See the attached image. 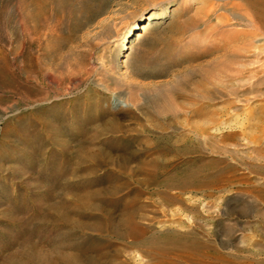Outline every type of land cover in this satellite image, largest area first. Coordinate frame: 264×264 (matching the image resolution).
<instances>
[{
  "label": "rangeland",
  "instance_id": "374dc122",
  "mask_svg": "<svg viewBox=\"0 0 264 264\" xmlns=\"http://www.w3.org/2000/svg\"><path fill=\"white\" fill-rule=\"evenodd\" d=\"M211 7L0 0V264H264V37Z\"/></svg>",
  "mask_w": 264,
  "mask_h": 264
},
{
  "label": "bare ground",
  "instance_id": "6f19581e",
  "mask_svg": "<svg viewBox=\"0 0 264 264\" xmlns=\"http://www.w3.org/2000/svg\"><path fill=\"white\" fill-rule=\"evenodd\" d=\"M210 1L212 4V7L209 8L210 9L209 11L205 10V12L207 11V13H208L207 14L208 17H211L213 13L218 11V9H223V10L229 12L230 15L232 16V18L228 17L229 20L230 19L234 20L233 23H230L231 25H236V26L242 25V26H244V28L249 27L252 30L251 32H253L254 34H256L258 36L264 37V0H210ZM145 24H143L141 30H145ZM227 24H228V22H227ZM139 25H141V24H139ZM129 32H131V29H130V27L129 28L127 27V29L124 32L120 33V35L117 39V42L121 43L122 45H125V42H127V39L130 36ZM245 41H242L241 43H243ZM249 43H251V42L247 41V42H245L244 45L247 46V44H249ZM123 83L124 84H118V86L122 87L123 85H125V87H127L128 92H129L127 95L123 94V93L119 94V97L122 98L123 102H125L127 104H154L156 106V111L158 113H161L164 116H166V118L168 120V121L165 120V122L163 124H161V126H158V127H161L163 130L165 127H167L171 123L175 122L176 115H179L182 112L184 113V111H185V110H183V108H179V106H178L179 104L177 103V100H176L178 98V95L184 94L185 85L183 84V82L179 81V82L173 84L171 89L168 91L167 95H164L162 93V90H159V88H158L159 86H156V85H151V84H149V86L148 85H140V84H136L135 82H133L131 80H129L127 82H123ZM106 88L108 90V86ZM175 89H177V90H175ZM137 90L140 91V96L143 94V96H141V98H138L135 95V93L132 94L134 91L136 92ZM165 93H167V92H165ZM105 99L106 98H101V99L99 98L97 104H103ZM143 100H144V102L142 103ZM84 102H87V101H84ZM200 109H202V108L199 107L197 109V111L200 112ZM106 113L107 112H104L103 110L101 111V108H97L94 112L95 115L89 121L87 120V122L83 121L81 123L80 127L83 130L82 131L83 134L88 135V133H90L91 131H94V130L96 133L100 134V133H103L104 130H116V129H118L117 124L113 120H105L106 115H107ZM95 121H100V127H97L94 129V128H89L87 126L91 122H95ZM160 152L161 153H165V152L167 153V149H162ZM161 167H163V166H161Z\"/></svg>",
  "mask_w": 264,
  "mask_h": 264
}]
</instances>
